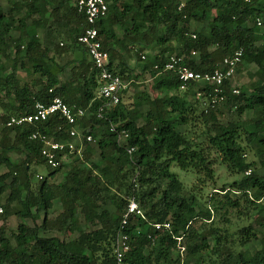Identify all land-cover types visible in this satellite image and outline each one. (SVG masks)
<instances>
[{"label": "trees", "instance_id": "trees-1", "mask_svg": "<svg viewBox=\"0 0 264 264\" xmlns=\"http://www.w3.org/2000/svg\"><path fill=\"white\" fill-rule=\"evenodd\" d=\"M8 2L6 13L0 9V207L19 222L12 241L7 216L0 214V264H117L120 230L130 245L121 264H264V233L255 222L234 226L228 216L249 218L253 209L256 220L264 221V176L259 174L264 171V0H107V14L97 26L111 68L125 84L149 74L154 94L137 90L124 102L123 90L120 103L103 110V117L98 116L105 101L98 96V70L77 42L87 26L85 14L73 0ZM241 47L237 73L249 68L250 80L239 85L235 78L226 80L225 97L212 106H205L209 84L199 86L203 96L197 97L194 86L180 90L177 69L163 67L176 53L191 69L212 71ZM76 52L81 56L68 57ZM123 52L136 58L141 72ZM19 68L30 82H21ZM55 95L88 110L78 122L84 136L81 154H57L75 159L62 182L56 181L62 162L56 168L47 165L42 138L31 134L39 130L68 140L64 119L56 114L24 127L6 125L10 116L30 113L36 101ZM247 110L252 116L241 120ZM196 120L206 124L204 139L179 129ZM123 130L126 137L120 135ZM88 135L95 144L86 141ZM16 148L24 155L21 161L10 157ZM174 163L202 181H215L218 165L236 178L214 191L209 206L193 189L186 191L171 170ZM40 164L49 172L33 188V168ZM131 198L144 216L132 215L122 228ZM56 199L62 210L50 218ZM219 213L223 224L215 220ZM79 215L89 218L90 227L80 225ZM164 222L171 223V230L153 225Z\"/></svg>", "mask_w": 264, "mask_h": 264}, {"label": "built area", "instance_id": "built-area-1", "mask_svg": "<svg viewBox=\"0 0 264 264\" xmlns=\"http://www.w3.org/2000/svg\"><path fill=\"white\" fill-rule=\"evenodd\" d=\"M79 12H83L86 16L87 26L84 31L78 35L77 42L81 44L87 51V54L92 61L93 66L98 70L99 87L98 96L104 98V103L99 109V117H103V110L111 107H115L120 103L121 94L126 87L121 76L115 72L111 66L110 53L104 48L102 40L99 36V28L97 21L107 14L109 4L107 0H73ZM261 24V21H258ZM196 37V34H192ZM192 54H196L192 51ZM243 48L237 49L231 56L225 57L219 62L218 66L212 71H195L184 63V57L179 56L176 53L169 56L164 63V69H177L180 90L187 91L190 87L194 86L197 97L203 96V91L199 89V86L210 85V95L208 96L205 106H212L215 103L221 101L225 97L224 84L226 80H230L236 77L237 68L242 63ZM144 59L145 56L142 55ZM155 67H159L157 64ZM50 92L53 88L49 89ZM232 92L234 94L239 93V89L233 87ZM207 111V109H206ZM58 114L62 117L66 123L67 131L71 137L68 140H56L54 137H47L40 133L39 130L34 131L31 134V138H42L43 146L41 149L42 154L46 158L47 165L52 168H56L60 165L61 159L58 158L59 152L73 153L75 150L81 154V148L79 149L74 143V139H79L80 130L78 122L83 117L87 116L88 110L83 107L72 106L67 103L61 96L55 95L50 101H36L33 111L30 113H23L19 115H12L7 120V126H27L46 120L52 115ZM116 129V125H112V130ZM121 137L128 135L127 131H121ZM86 141H93L91 135L85 137ZM84 140V136H81V142ZM133 148H129V151ZM39 179L43 178V175H37ZM3 213V208L0 207V214ZM132 215L144 216L143 210L140 208L138 202L131 198L122 219V228L128 223L129 218ZM156 229L171 230V223H154ZM179 248L181 254L184 252V246L180 245L181 237H178ZM130 245L127 239V235L120 230L116 240L115 257L117 264H121L125 254L129 251Z\"/></svg>", "mask_w": 264, "mask_h": 264}, {"label": "rangeland", "instance_id": "rangeland-1", "mask_svg": "<svg viewBox=\"0 0 264 264\" xmlns=\"http://www.w3.org/2000/svg\"><path fill=\"white\" fill-rule=\"evenodd\" d=\"M10 5V3L8 2V0H0V9L3 10L5 13L7 12L8 6ZM24 13L22 12L20 15H23ZM200 24H197L194 26V28H199ZM118 30L119 34L122 35V30H120L118 27L116 29V31ZM117 32V33H118ZM148 52V51H146ZM67 56H63V59L61 60V62H63L66 59ZM128 60H130V64L131 66H135V71L138 70L139 72L142 71V65L138 64L136 62V58L128 56ZM138 64V65H137ZM249 70V68H247ZM244 69L242 72L237 73L235 79L233 80L234 84L239 85L241 83H248L250 78L248 76V70ZM21 82H26V81H31L30 80V75L26 74L25 69H20L19 73H18ZM151 79H150V75L149 74H142V77H140L138 80L134 81V82H128L126 84V87L124 89V91L126 92L124 94V102H128L130 101L132 98H130L132 95H134L136 93V91H141V90H146V91H150L151 94L153 95V91L151 89ZM190 97V96H189ZM134 100V99H133ZM142 108V107H141ZM4 110L0 108V113L3 112ZM252 111L251 110H247L244 115L241 117V120H245L248 119L252 116ZM238 116H235L234 119H238ZM225 121H227V119H225ZM141 123H144L145 121L143 119L140 120ZM3 126V122L0 119V128ZM179 129L181 131H186L188 133L189 136L191 137H198L200 139H204L205 138V134L203 133L204 130L206 129V124L202 122V120H196L195 121V125H193V123H190L188 126H179ZM80 130V129H79ZM82 131H80V138L79 139H74V143L76 142V146L80 149L81 151L83 150V141L81 142V136H82ZM92 142V144H95L94 141H90ZM19 148H16L15 151L10 153V157L16 161H21L24 158V155L18 151ZM1 151V150H0ZM247 159L251 160L253 159V155L251 152L248 153L247 155ZM74 156L66 155L64 156V158L62 159V164L63 166L61 167L58 175H57V182H62L65 178V174L67 173V171L74 165L75 161H74ZM83 165L85 163H82ZM34 171L31 175V180L33 183V188L35 187V185L38 184L39 182V178L37 175H43V177H46L48 172H49V168L47 167L46 164H40V165H35L34 166ZM171 170L176 173L179 178L185 183L186 186V191L188 192L190 189H193V192L196 193L198 195V197L202 198L203 201H207L206 204L211 206V202H210V197L212 196V194H214V191H220L221 187L223 186V184L225 183H230L231 181H233L236 176L230 174L227 169L225 168V166L223 165H218L216 167V178L215 181H210V180H204L202 181L201 179L197 178V174L195 172L192 171H184L182 170L177 163H174L171 166ZM3 171V169H0V172ZM247 173H250V171H248ZM260 175L264 176V171H261L259 173ZM8 193H5L2 195V200L4 201L6 196ZM35 195V193H34ZM235 197V195H233ZM16 206V205H15ZM3 208V214L5 216H7V220H6V225L8 226V235L10 236V238L13 241V237H12V232L14 231V229L16 228L17 223L19 222V219L16 215L14 214H10L7 211V208L3 205L1 206ZM62 210V203L56 199L54 201V206L53 208L49 211V216L50 218H54L60 211ZM250 216L249 218L243 216L241 218L237 217V213H231L229 214V218L231 219V221L233 222L234 226H242V225H247L250 222H255L254 226L257 228V230L260 232V234L262 235L264 233V221H257L255 218V211L253 209H251L250 211ZM220 215L216 214L215 215V220L217 221L218 224H223L220 221ZM28 223H32V221L30 219H26L25 220ZM37 222L39 224H41L42 220L41 218H39L37 220ZM3 221L0 220V224H2ZM79 223L80 225H82V227L84 228H88L90 226L89 225V218L85 217V216H80L79 215ZM42 233V231H41ZM60 236H63V234L61 233H57ZM74 235H77V233H73ZM71 236V235H70ZM254 245H256L257 247H260V243L259 241L255 240L254 241ZM180 251V250H179ZM173 262H175L174 260L169 261L167 263L172 264Z\"/></svg>", "mask_w": 264, "mask_h": 264}, {"label": "crops", "instance_id": "crops-1", "mask_svg": "<svg viewBox=\"0 0 264 264\" xmlns=\"http://www.w3.org/2000/svg\"><path fill=\"white\" fill-rule=\"evenodd\" d=\"M117 27L120 29V30H122V32H123V29L120 27V26H116V29H117ZM116 32H118V30L116 31ZM36 33H37V35L39 36V37H41L42 36V29L41 28H39V29H37V31H36ZM118 34V36L119 37H121L122 35H123V33H122V35L121 34H119V32L117 33ZM123 54V56H124V58L127 60V62H128V64L131 66V64H130V60H128V56H131L130 54H128V53H125V52H123L122 53ZM81 56V52H76V53H72V54H70V55H68V57H71V58H74V57H80ZM131 57H133V56H131ZM131 67H133V66H131ZM70 68H71V66L70 67H67V69H66V72H67V74H69V70H70ZM134 68H135V66H134ZM20 69H22V68H19V70ZM136 72H139L138 70H136ZM18 73H19V71H18ZM150 79H151V77H150ZM151 85H152V79H151ZM152 87V86H151ZM150 92V91H149ZM151 93V92H150ZM2 113V112H1ZM66 155H68V154H65L64 156H66ZM64 156L61 158V162H63L62 161V159L64 158ZM63 164H65V163H63Z\"/></svg>", "mask_w": 264, "mask_h": 264}]
</instances>
